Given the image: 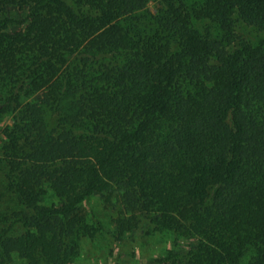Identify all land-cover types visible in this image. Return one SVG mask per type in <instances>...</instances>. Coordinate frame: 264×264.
<instances>
[{"label": "trees", "instance_id": "trees-1", "mask_svg": "<svg viewBox=\"0 0 264 264\" xmlns=\"http://www.w3.org/2000/svg\"><path fill=\"white\" fill-rule=\"evenodd\" d=\"M5 118L0 264L161 234L170 264H264V0H0Z\"/></svg>", "mask_w": 264, "mask_h": 264}, {"label": "rangeland", "instance_id": "rangeland-1", "mask_svg": "<svg viewBox=\"0 0 264 264\" xmlns=\"http://www.w3.org/2000/svg\"><path fill=\"white\" fill-rule=\"evenodd\" d=\"M151 12L157 10V2L153 1L149 5ZM5 18L12 23L9 25L11 31L24 29L29 21L28 10L19 3H14L8 8ZM244 38L253 44L260 38L257 33L246 29ZM11 120L8 118L0 120V134L4 127L9 125ZM1 144V143H0ZM115 202V200H114ZM101 200L96 196L91 202L82 206V214L85 215L89 223H92V211L99 214V219L107 223L108 229L115 230V218L117 215L112 208H102ZM136 235L126 239V242H119L112 235H100L93 242L85 241L83 256L80 264H170L164 261L163 252L170 249L172 242L171 236L167 234L156 235L151 238L137 239ZM188 244V243H185Z\"/></svg>", "mask_w": 264, "mask_h": 264}]
</instances>
